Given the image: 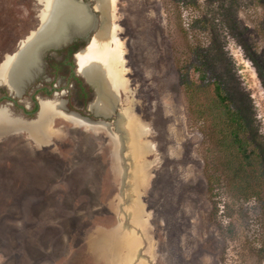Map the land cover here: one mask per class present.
Wrapping results in <instances>:
<instances>
[{
  "label": "rangeland",
  "instance_id": "rangeland-1",
  "mask_svg": "<svg viewBox=\"0 0 264 264\" xmlns=\"http://www.w3.org/2000/svg\"><path fill=\"white\" fill-rule=\"evenodd\" d=\"M82 1L99 20L95 1ZM113 2L128 91L108 118L88 106L82 111L107 121V130H85L59 117L51 126L54 143L42 150L25 133L0 144V264H107L110 252L113 264H138V255L146 264H264V188L248 198L230 191L208 149L213 135L190 117L180 82L200 48L246 123L264 180V87L257 74L264 71V0ZM42 8L40 0H0V61L39 26ZM189 74L198 78L192 68ZM126 106L149 146L138 158L118 122ZM110 134L121 142L120 174L113 171ZM136 162H144L146 182L132 180ZM133 201L144 211L140 226L119 212ZM120 221L139 238L137 253L128 254V247L112 253L109 238V246L97 243Z\"/></svg>",
  "mask_w": 264,
  "mask_h": 264
},
{
  "label": "bare ground",
  "instance_id": "bare-ground-1",
  "mask_svg": "<svg viewBox=\"0 0 264 264\" xmlns=\"http://www.w3.org/2000/svg\"><path fill=\"white\" fill-rule=\"evenodd\" d=\"M40 1L43 4V8L39 14L40 24L38 28L24 39L16 54L7 57L0 70V78H3L13 89L18 86L22 76L36 63V55L43 46L57 44V42L63 41L66 39L68 32L83 31L91 21V16L88 14L85 7L74 0ZM113 3H115L113 0H96V7L101 13L100 27L93 35L91 42L77 52L76 55L77 66L79 68L78 71L81 74L88 80H92L96 76L102 78V83H98L95 86L96 100L91 105V108H93L97 114H110L111 103L117 101L115 94L116 89L120 87L124 92H127L129 88L127 87V80L124 77L126 70L124 67L123 46L122 42L117 39L116 25L113 23ZM130 107L126 106L121 109L120 113L122 117L118 122L119 126L127 133L130 153L138 158L149 149V146L145 143L146 141L141 139L145 130L140 122L131 116ZM57 108L58 105L54 103L44 105L40 118L30 124H23L22 122L23 128L29 130L32 137L40 143L45 136L50 133L49 114ZM62 116L73 124L77 126L81 125L86 129L94 130V132L103 130L104 127L106 130L108 129L107 126L91 124L84 119H79L74 116ZM1 117L10 121L7 113H2L0 119ZM16 126L20 125L16 124ZM109 138V142L112 144L113 156L111 155V157H113L114 160L112 162V167L114 163L113 171L115 169V171L120 174L121 169L119 167L118 149L120 148L121 142L118 137L113 134H110ZM144 171V162H136V165H134L132 169V180L135 184L140 181L146 182ZM126 174L128 173L126 172ZM123 211L124 212H121L120 210L119 212L121 214L127 213L133 224L140 226L145 223L143 208L139 203H136V201H133L130 205L124 206ZM121 224L122 222L120 221L117 227L110 231L109 235H105L106 238L111 240L112 253H118L119 255L121 253V247L123 249L128 247V254H131L132 251L137 253L138 247L140 246L139 238L134 234L132 229H127ZM138 259V264L147 263L146 260L141 257ZM130 262L131 261H126L123 264H131ZM115 264H120V262H116Z\"/></svg>",
  "mask_w": 264,
  "mask_h": 264
},
{
  "label": "trees",
  "instance_id": "trees-1",
  "mask_svg": "<svg viewBox=\"0 0 264 264\" xmlns=\"http://www.w3.org/2000/svg\"><path fill=\"white\" fill-rule=\"evenodd\" d=\"M82 43L77 39L67 45L72 47L67 53V60L73 61L72 53ZM194 53L197 56L190 62L192 66L188 65L180 71L188 113L199 123L203 134L208 131L213 135L208 149L217 156L221 175L227 177L230 191L244 198L251 197L264 188L261 155L251 147L246 123L239 111L231 107L219 78L208 68L206 55L200 48ZM54 62L51 60V63ZM190 68L196 70L197 79L190 76ZM257 74L264 87V71L257 69ZM78 79L83 82L79 76ZM259 258L264 260V246L259 249Z\"/></svg>",
  "mask_w": 264,
  "mask_h": 264
},
{
  "label": "flooded vegetation",
  "instance_id": "flooded-vegetation-1",
  "mask_svg": "<svg viewBox=\"0 0 264 264\" xmlns=\"http://www.w3.org/2000/svg\"><path fill=\"white\" fill-rule=\"evenodd\" d=\"M77 39L81 40L86 38L74 37V39L71 42L67 43L66 45H63L56 49L48 50L50 52L46 54L43 60L41 59L39 70L36 71V73L32 76V78L28 82H26L23 86H21L22 81L25 80L26 78H29V72L31 69L36 67L35 66L36 63L33 64V66L27 71V73L22 76V79L19 81L18 86L14 89L11 88L3 80V78H0V115L2 113H7L10 118V121L2 117L0 119L1 145L10 143L12 142L14 137L16 138L17 136L25 133L26 135H23L21 137H23L24 139L27 138L31 140L34 144L38 145L39 149L42 150L43 148H46L54 143L52 139L55 136L54 131H56L57 129L51 126L53 125V122L55 121L56 118L61 117L63 120L73 124L72 122L65 119L62 115H67L69 117L74 116L76 118H79L76 115L68 114V112H74L82 116V111H84V109L89 110L87 106L89 102L93 99V98L90 99V94L91 93L93 94L94 90L84 80L85 84L88 85L90 89L93 90L92 92H89L88 87L85 88L84 87L85 84L78 79V76H81L80 75L81 73L79 74L76 71V64L74 58V54L78 51V49L72 53L73 61L66 59L68 58L67 53L72 50V47H69L67 45L76 41ZM51 54L57 55L58 60H56L54 63H51L52 58H54V56H52ZM7 57H9V55H6L5 58L2 59V61H0V70L2 68L3 63L6 61ZM42 70L43 72L45 71L46 74L48 75V80H45L43 82L40 79V77L45 76V74H42ZM56 76H58L57 79ZM57 80L58 83L56 82ZM67 81L69 83L66 85ZM68 89L71 90V92L73 93V96L70 98H68ZM55 95L61 97L57 100L53 98V96ZM87 97L88 99L86 100V103H84V99H86ZM53 101L58 102V108L54 110L51 114H49L50 133H48L47 136H45V138L39 143L32 137L29 130L23 128V124L26 123L28 124L29 121L34 122L33 120L37 116L39 103L41 104L40 112L35 121H37L41 116V113L44 108L43 104L44 103L47 104V102H53ZM71 101H73L74 104L71 103ZM69 103L71 104L69 105ZM92 110L93 112H95L93 108ZM79 119H83V118H79ZM15 123L20 126H16ZM73 125L77 126L76 124ZM77 127H83V126L78 125ZM90 131L94 132V130H90ZM49 139H51V142H48Z\"/></svg>",
  "mask_w": 264,
  "mask_h": 264
},
{
  "label": "water",
  "instance_id": "water-1",
  "mask_svg": "<svg viewBox=\"0 0 264 264\" xmlns=\"http://www.w3.org/2000/svg\"><path fill=\"white\" fill-rule=\"evenodd\" d=\"M74 1L80 3L81 5H83L85 7L86 11L91 16L90 23L81 32H73V31L68 32L66 39H64L61 42H57V44H48V45L43 46L39 50V52L37 53V55H36V65H35L36 67L30 70V72H29V78H26L25 80H23L22 83H21V86H23L26 82H28L32 78V76L36 73V71L39 70L40 63H41V56L43 55L44 52H46V51H48L50 49H56V48H59V47H61L63 45H66L67 43L71 42L74 39V37H85V38H88V36H89L88 34H89L90 31L94 30V33H93V35H94L95 32L99 29V27H100V19L98 20V18H96L95 15H93V13H91L88 5L86 3H84L82 0H74ZM93 1H95V3H96V0H93ZM93 35L89 36V39H88L87 43L83 44V46L81 47V49L83 47H86L91 42ZM117 39H118V36H117ZM20 45H21V43L19 44V47H20ZM19 47H18V49H19ZM81 49H79L77 52H79ZM17 51H15L14 53L10 54L9 56H12ZM77 52L74 54V58H75V64H76V71L80 74V72L78 71V66H77V61H76V54H77ZM80 75L84 78V80L86 81V83L89 86H91L93 88V90H94L95 97L93 98V100L88 105V107L91 108V105L96 100V89H95V86L98 83L99 84L102 83V78L100 76H96L92 80H88L83 74H80ZM124 93L125 92H124V90L122 88L118 87L116 89L115 94H116V97H117V101L115 103L114 102L111 103L110 114H97L96 112H93V114L95 116H100L102 118H108L118 108V104L123 100ZM40 105L41 104L39 103V105H38V111H37V116H36V118L33 121H35L37 119V117H38V114L40 112V107H41ZM68 114L76 115L79 118H83V119H85L87 122H89L91 124H101V125H107V126L109 124L107 121H104V120H101V119L100 120H91V119H89L87 117L81 116V115H79L77 113H74V112H68ZM31 122L32 121H29V123H31Z\"/></svg>",
  "mask_w": 264,
  "mask_h": 264
},
{
  "label": "crops",
  "instance_id": "crops-1",
  "mask_svg": "<svg viewBox=\"0 0 264 264\" xmlns=\"http://www.w3.org/2000/svg\"><path fill=\"white\" fill-rule=\"evenodd\" d=\"M95 243V242H94ZM97 243H102V244H106L109 246V241H108V238H106V240H101L100 242L98 241ZM111 253V252H110ZM109 253V260H108V263L107 264H113L112 261H111V254ZM142 255H138L137 258L141 257ZM143 258V257H141ZM146 260V259H145ZM133 264H137V262L133 263Z\"/></svg>",
  "mask_w": 264,
  "mask_h": 264
}]
</instances>
